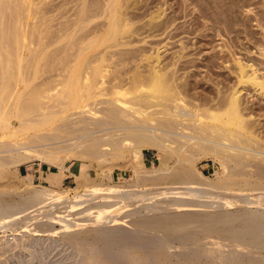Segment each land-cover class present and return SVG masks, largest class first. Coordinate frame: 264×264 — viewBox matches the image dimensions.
Returning a JSON list of instances; mask_svg holds the SVG:
<instances>
[{
    "label": "rangeland",
    "instance_id": "1",
    "mask_svg": "<svg viewBox=\"0 0 264 264\" xmlns=\"http://www.w3.org/2000/svg\"><path fill=\"white\" fill-rule=\"evenodd\" d=\"M80 1L82 0H29L30 3H24L25 7L23 5V8L27 12L26 8L30 9V12H35L34 10L37 12L38 9L45 11L49 8L47 11L50 14L48 12V17L47 15L46 17L51 20H49L51 23H48L56 30L60 23L67 21L68 18L71 20L74 18L80 7L78 4L82 5ZM88 1L93 5L96 4L92 5L94 8L92 10L95 12L101 13L104 10L103 2L105 3V0ZM122 3H124L122 11L125 16L137 17L132 21L135 25L131 29L130 33L132 34L128 35L130 43H133L115 50L116 52L123 49L122 51L126 50V53H131L128 51L135 53H131L136 56L135 61L131 63V59L129 63L127 61L121 66L122 71L120 72L125 75V79L132 77L134 70L141 71L147 64L148 60L146 59L151 56L153 59L150 66L159 70L163 68L165 61L166 63L172 61L170 58L177 57L175 56L177 54V59L179 56L180 58L185 57L182 60H177L179 62L177 68L178 65H181L180 61H192L190 65H184L178 73L182 79L186 77L188 83L193 87L189 96L185 98L186 105L189 107L188 111L194 112L198 108H205L209 99L213 100L209 101L211 102L210 106L216 107L220 97L219 93L226 92L228 95L230 90L235 89L240 98L242 109L245 110V119L248 118L250 123L253 122L254 129L256 126L254 131L257 136L255 137L257 145L248 149L241 147L238 150L236 148L235 151L230 152V155L239 154L244 157L240 169L241 172H245L243 173L247 178L256 175L257 169L255 168L260 165L264 167V0H121ZM9 11L5 12L6 16L11 13L12 9ZM9 17L10 14L7 19L11 22ZM175 18L177 21L173 24L174 26L171 25L172 27L169 28L167 22L175 20ZM105 21L103 17H98L90 27L95 29L98 27L97 31L98 29L102 30L104 29L102 27L106 25ZM160 26L163 28L166 26L169 30H162ZM177 27L178 29H176ZM174 34L177 36H175L176 38ZM156 57L158 58L156 59ZM137 65L143 68H138ZM121 67L119 66L118 69ZM116 69L114 70L116 71ZM118 69L117 72H119ZM114 70L111 69V71ZM115 71L112 72L114 75ZM126 73H129L130 76ZM58 91L57 93L52 92L51 95L58 94ZM73 112L77 113V110H73L70 114H74ZM28 119L30 121L27 123ZM41 119H44L42 115L34 114L22 122L20 121L21 126L16 123L18 119L14 126L13 124L10 126L8 133H5L7 136L4 134L2 140L0 139V144L8 142V145L11 143L13 146L11 147L12 151L8 146L9 150L6 149V153H0V156L9 157L11 153L14 155L15 152H18L16 155L25 153L26 156L28 153L29 157L26 162L17 167H0V207L7 209L10 214L24 209L29 204L28 197L35 191H39V188L61 193L62 199L58 203L61 207H53L45 212L36 205L33 211L28 214L29 220L25 217L19 218L21 222H24L23 224L19 219L15 220L18 223L15 221L9 223V218H2L0 220L2 223L0 228V264H148V262L149 264H212V262L213 264H241V262L242 264H264V244L256 245L258 247L242 245V248L241 244L234 243L229 235L223 233L225 228L213 227L207 235L200 226L201 224L197 223L203 218L205 220L210 217V220L221 216L232 217L235 221L239 217L246 218L253 213L263 212L262 214H264V190L251 192L245 189H232L233 195L228 199L196 191L195 187L203 185L201 183L215 187L216 185L220 186L222 179L230 178L227 177L230 170L227 172V169L215 158L202 156L201 159H196L192 165L184 164L183 167L186 168L191 165L189 169H193L192 171L199 178H196L197 184L188 188L174 180L171 172L175 173L176 170L182 169L178 165L179 159L188 158L189 154L174 155L144 148L137 155L131 149H126L119 156L113 155L99 161L86 156L83 145L93 137L96 139L95 134L98 136H96L97 139L102 135L107 140L108 137L105 135L109 132L106 133L104 130L111 132V130H107L109 128L94 130L95 128L93 129L91 126L81 133L76 132V129H80L82 125H79L78 119L74 117L71 118L72 121L71 119H67L68 121L62 119L64 123L61 119H53L49 125L48 123L44 124V127L41 125ZM31 120L34 121L33 123L36 121L40 123V127L37 126L31 132L30 130L24 131L27 136L21 130L18 135V129L23 124H26L24 126L30 124ZM75 121H77L76 124ZM51 122L52 124H50ZM33 123L32 128L38 125ZM184 124L187 123L184 122ZM60 125H67L72 132L58 133L56 129L61 127ZM90 128L92 130H89ZM15 130H18L17 134L14 132ZM97 130L100 133H96ZM87 131H90L88 132L89 136ZM103 132L105 135L102 134ZM185 132L188 135L190 131L186 130ZM12 133L17 137L16 135L15 138L12 137ZM85 133L87 136L84 137ZM92 134H94L93 137H91ZM189 134L191 135V132ZM35 136L36 139L39 137V141L42 138L44 140L40 143L37 140H35L37 143H31L30 138ZM102 137L100 139L103 146L105 140ZM88 138L89 140H87ZM33 139L32 141H34ZM22 143H25L24 147L20 146ZM26 143L28 144L26 145ZM101 148L105 153L108 150L106 146ZM7 151H10L8 155ZM5 156L4 158H6ZM39 164H44L54 172H59L56 175L55 187L44 186L39 182L33 183V179L27 177L29 169L34 165L38 167ZM70 167L75 173L80 169L79 173L74 175L70 172ZM134 170L150 173L154 178L147 181L136 180L133 177ZM237 172L236 174H239ZM156 174L161 175L163 179L157 178ZM233 174L231 175L235 180ZM63 179L66 181L61 185ZM155 188H164V191L154 192ZM132 192L136 194H129ZM192 192L198 194L199 198L194 197ZM85 194L90 198L79 202L80 197ZM213 197H217V199ZM214 202L215 204H213ZM245 213L246 215H244ZM235 217L237 218L235 219ZM153 218L163 220L166 218L176 222L181 220L178 222H183V226L187 223L191 224L185 225L186 228L182 226L181 232H179L180 229L179 231L176 229L166 231L162 227H157V231L150 225L154 222ZM185 219L186 221H183ZM238 221H235L237 222L235 225L232 222L234 228H237L236 231L241 228L244 230L249 226L248 224L244 226L246 223L243 219L240 223ZM7 223L13 224L12 227ZM15 224H21V226ZM242 229L240 233H242ZM146 241H149L148 248ZM170 242L171 244H169ZM158 259H160L159 262Z\"/></svg>",
    "mask_w": 264,
    "mask_h": 264
},
{
    "label": "bare ground",
    "instance_id": "2",
    "mask_svg": "<svg viewBox=\"0 0 264 264\" xmlns=\"http://www.w3.org/2000/svg\"><path fill=\"white\" fill-rule=\"evenodd\" d=\"M28 1L0 0V139L2 136L6 135L5 133L10 129L12 124L14 126L16 120L19 119V122L16 121V123L21 126L22 120L34 114L43 116L44 119H41L42 126L47 123L49 125V122L53 119L67 120L74 117L78 119V124L82 125L80 129H76V132L84 133V131L88 130L91 126L93 129L95 128L94 130H96V128L99 130L109 128L107 130H111L110 132L103 129L104 132H109L106 135L104 132L102 133L108 137L107 140L103 138L104 136H100V138L102 137L105 140L103 146L102 140L100 138L97 139L98 136L96 134V139H94V134H92L91 137H93V139L89 140L88 138L87 140L89 141L84 143V154L92 159L101 161L100 159L104 160L106 157H112L113 155L119 156L126 149H131L135 154L139 155L144 148L174 155L189 154L190 157L188 158L191 159L184 157L180 159L177 158L180 160L178 165H180L182 169L176 170L175 173H171L173 174L172 178L178 181L180 185L192 188L194 184H197L196 178L198 175L192 171L193 169L189 168L196 159H201L202 156H210L219 161V163L227 169V172L230 170L229 176L227 175V177L230 178L228 180L227 178L225 180L222 179L221 181L223 184L221 183L219 184L220 186L216 185L215 187L204 183H201L203 185L198 184L199 186L195 187V189H197L196 191L214 196L226 197L228 199L233 195L231 193L232 189H245L251 192L264 190V167L262 165H256L258 166V168H255L257 169L256 175H251V178H247L246 174H244L245 172H241L240 169L243 165L244 157H241L239 154L230 155V152L235 151L236 148L238 150L241 147L248 149L257 145V141H255V137L257 136L254 131L256 126L254 129L253 122L250 123L247 120L248 118L245 119V110L243 111L240 98L234 88V90H230V93L228 92V95H226V92L224 94L223 92L219 93L220 97L218 98L216 107H211L209 104L211 103L209 102L211 99L208 100L207 98L208 102H206L205 108H196L197 110H194L195 108L191 109L194 110V112L188 111L187 109L189 107L186 105L185 98L189 96L193 87L188 83L189 81H187L186 77L182 79L178 76V73L183 69L184 65H190L192 61H180L181 65H178L177 68V64L179 63L177 60H182L183 56L181 58L179 56L177 59L178 55L176 54L175 56L177 57L170 58L172 59V61L170 60L171 62L169 61L166 63V57L163 68L159 66L160 69L158 70L150 66L153 59V56H151L146 59L148 61L144 68L140 66L143 68L141 71L139 69H136V71L134 70L132 77L125 79V75L120 72L122 71L121 66L124 65L125 62L128 61L129 63L132 59V63V61H135L134 58L136 59V56L131 54L132 52L134 53V51H128L131 53H126L127 51H122V49L115 52V50L133 43H130L128 35L131 29H133L132 27L135 26L132 21L136 16L131 18L132 15L127 17L123 14L122 5L124 3L121 4V0H105L106 2H103L104 10L101 11V13L92 10L94 9L92 7L96 4L93 5L88 0H82L80 1L82 5L81 3L78 4L80 7L75 13L74 18L72 20L68 18L69 20L67 19V21L63 20L64 22L61 21L62 23H60L56 30L49 24L51 22H49L50 19L47 18L49 12L47 10L49 8L45 9V11L44 9L43 11L38 9L37 12L33 8L31 9L35 12H30V9L26 8L28 10L27 12L24 10L23 5L26 2H31ZM98 5L100 4L98 3ZM8 10L11 11V13H9L11 22L7 19L9 14L7 16L5 14ZM98 17H103L106 20V25H103L104 27L102 28L104 29H98L97 31L96 29L98 27L95 29L90 26ZM173 20L167 22L169 28L174 26L173 24L177 21L176 18L174 21ZM166 26L164 27L165 29L160 26V29L169 30ZM176 29H178V27ZM133 35H135V33H133ZM175 36L174 34V37ZM112 49L114 50L112 51ZM136 55L138 54L136 53ZM158 57H156V59ZM209 65L211 66V64ZM119 66L121 68L118 69ZM116 68L120 73L117 72ZM111 69H116V71L114 70L116 72L115 75L112 73L114 71H111ZM126 75H129V73H126ZM54 91L56 93L58 91V94L52 96L51 93H54ZM202 101L204 102L203 98ZM73 110H77V113L73 112L74 114L71 113V115L70 112ZM63 120L62 123H64ZM28 121L30 120L28 119L27 123ZM31 122L33 123L34 121L31 120ZM31 122H29L31 125L27 124L28 127L24 126L26 124H23L19 129L16 124V128L19 131L15 130L14 132L17 134L18 131L19 135L21 133L20 130L22 132L30 130L31 132V130L35 129L37 126L40 127V123L36 121L35 123L38 125L32 128L34 125H32ZM76 122L77 121H75V124ZM184 122L187 124H184ZM50 124H52V122ZM67 125H60L61 127L56 129L57 132H69L71 129H69ZM89 130L92 129L90 128ZM112 130L114 131L112 132ZM186 130L190 131L191 135L189 134L190 132L187 135V132H185ZM88 132L90 131H87V134ZM96 133H100V131L98 132L97 130ZM16 134L13 135L12 133V137L14 136L15 138ZM24 135H26V133ZM85 135L86 133L84 137ZM33 138H30L31 143H34L35 140L39 141V137L37 139L36 136ZM32 139L34 141H32ZM42 140L44 139L42 138ZM42 140L40 139L39 143ZM37 141L35 143H37ZM8 144V142L0 144V153H6V149L9 148L8 146H10V148L13 147L11 143L10 145ZM23 144L25 143L20 144V146L22 145L24 147ZM27 144L28 143H26V145ZM104 146L108 148L106 153L101 148H104ZM10 151H12V148ZM10 151H7V155ZM13 152L15 151L13 150ZM15 153L17 154L18 152ZM12 154L13 153H11V155ZM16 154L12 156L9 155V157L4 155L6 158L0 156V167H17L29 159L28 153L26 156L25 153L24 155L23 153L22 155ZM32 155L31 153V156ZM185 163L191 165L188 168L183 167ZM232 173H234L233 177H235V180L232 178ZM151 175L150 173L134 170L133 177L136 180L147 181L154 178V176ZM155 176L159 179H163L159 174ZM38 190L39 191H35L36 193L34 192L28 197L29 204H27L24 209H19L17 212L10 214L7 209L0 207V220H2V218L5 219V217L9 218V223L20 217L21 219L25 217V219L29 220L28 214L33 211L36 205L45 212L53 207H61V205L59 206L58 204L62 199L61 193L58 194L55 193L56 191L53 192L51 189L45 188H39ZM160 191H164V188L154 189V192ZM215 191L219 192L217 193ZM129 194L136 193L132 192ZM193 196L198 197V194H193ZM221 197L218 198L223 199ZM89 198L90 196L87 194L82 195L79 202L88 200ZM213 198L217 199V197ZM213 204H215V202ZM262 213H253L252 215H248L249 217L246 216V218H242L246 223L244 226L247 224L249 225V229L245 227L247 230H243L240 227L242 233H240L241 229H239V231L237 230V232V228H234V225L237 223L235 221L240 220L238 222H242L240 217L238 220L233 221L234 218L232 217H222L220 215V218L218 217L216 219L215 217L214 220H210L211 217L205 220L203 218V220H199L200 222L197 223L201 224L200 226H202L207 235H209L213 227L221 226L225 228L223 233H226L227 236L229 235V238L234 243L241 244V246L253 245L252 247H254L264 244V214ZM244 215H246V213ZM240 216H243V214H240ZM237 217H235V219ZM57 219L59 220V218ZM148 221L150 222V220ZM152 221L150 225L155 227L156 230L158 229L157 227H162L166 229V231H172L174 229L179 231L180 229L179 232H181L185 225L188 226L191 224L187 223L188 225L185 224L183 226V222H178L181 220L176 222L166 218H164V220L161 218H153ZM183 221H186V219ZM16 222L17 221H15V223ZM232 222H234V225ZM21 223L23 224L24 222ZM13 224L8 225L12 227ZM1 225L2 223L0 222V228ZM20 226L21 224L19 227ZM150 228L152 227L150 226ZM146 229L149 230V228ZM146 242V244H148L149 241ZM169 244H171V242ZM148 247L149 244L147 248ZM159 260L160 259H158V262Z\"/></svg>",
    "mask_w": 264,
    "mask_h": 264
},
{
    "label": "crops",
    "instance_id": "3",
    "mask_svg": "<svg viewBox=\"0 0 264 264\" xmlns=\"http://www.w3.org/2000/svg\"><path fill=\"white\" fill-rule=\"evenodd\" d=\"M70 172H72L74 175L79 173V170L75 173L74 170L70 167ZM59 172L56 171L54 172L50 167L45 166L44 164H39L38 167L37 166H33L29 169V173L28 176L29 178L33 179V183L34 182H39L44 186H50L53 187L54 183L56 182V175ZM71 175V176H74ZM69 177V176H68ZM75 177V176H74ZM66 181V179L62 180L61 185ZM55 187V186H54Z\"/></svg>",
    "mask_w": 264,
    "mask_h": 264
}]
</instances>
